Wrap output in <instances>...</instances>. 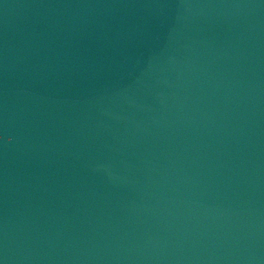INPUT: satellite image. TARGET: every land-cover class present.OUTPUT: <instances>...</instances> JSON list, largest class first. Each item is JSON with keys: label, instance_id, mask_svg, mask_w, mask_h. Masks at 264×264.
Returning a JSON list of instances; mask_svg holds the SVG:
<instances>
[{"label": "water", "instance_id": "1", "mask_svg": "<svg viewBox=\"0 0 264 264\" xmlns=\"http://www.w3.org/2000/svg\"><path fill=\"white\" fill-rule=\"evenodd\" d=\"M0 264H264V0H0Z\"/></svg>", "mask_w": 264, "mask_h": 264}]
</instances>
